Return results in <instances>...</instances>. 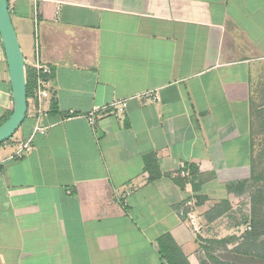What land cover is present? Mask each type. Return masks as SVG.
Wrapping results in <instances>:
<instances>
[{"label":"crops","instance_id":"0c3cea01","mask_svg":"<svg viewBox=\"0 0 264 264\" xmlns=\"http://www.w3.org/2000/svg\"><path fill=\"white\" fill-rule=\"evenodd\" d=\"M9 6L27 71L39 58L52 90L31 150L12 157L32 135L34 95L24 126L0 145V264H169L158 246L166 234L189 264L258 262L243 224L248 195L226 186L264 168V0ZM115 100H128L124 115L89 124ZM12 112L0 38V125ZM192 168L197 176H176ZM188 199L198 235L182 215ZM222 201L228 211L212 213Z\"/></svg>","mask_w":264,"mask_h":264},{"label":"trees","instance_id":"16d2710c","mask_svg":"<svg viewBox=\"0 0 264 264\" xmlns=\"http://www.w3.org/2000/svg\"><path fill=\"white\" fill-rule=\"evenodd\" d=\"M35 72V71H34ZM31 71L26 72V78H27V94H28V112L26 119L29 117V112L32 111L33 105L31 104L34 90H35V82H36V73L31 74ZM10 141V140H8ZM6 141V142H8ZM5 142V143H6ZM3 143V144H5ZM1 144V145H3ZM259 158L264 157V153L261 152L258 154ZM149 161L147 162L148 165ZM151 164V163H150ZM153 165V164H152ZM263 170L256 173V169L253 170L252 178L248 181L243 182H237V183H230L226 186L227 191L229 193H235V194H242L246 193L248 189L253 187L254 183L258 184L259 182L264 183V168ZM188 170V169H186ZM199 173V170L196 168L190 169L189 176L195 177ZM160 174L154 175L155 177L159 176ZM186 180H181L177 182L184 187ZM264 185V184H263ZM194 190L198 192L200 190V185H194ZM198 203L205 200L204 197L197 198ZM230 208V203L228 201H222L219 205L213 208L211 211L212 213H216L217 215H222L225 212L228 211ZM243 224H249L252 227V230L247 233V241H250V248L249 252L251 255L253 252L256 254V258L258 259V262L256 260H249L247 258L245 261V264H264V242H261L258 246H256L257 239L264 234V186L263 187H256L254 189V192H252L251 195V213L249 216V219L246 218V220L243 222ZM228 240H220V241H213L210 242L212 244L216 245H226ZM158 246L160 253L162 257L169 263V264H189L187 257L185 256L184 252L181 250V248L176 244L174 239L170 234L163 235L159 241ZM248 254V253H247ZM212 258L213 262L205 261L202 264H236L228 261H222L217 258Z\"/></svg>","mask_w":264,"mask_h":264},{"label":"built area","instance_id":"2783aa9c","mask_svg":"<svg viewBox=\"0 0 264 264\" xmlns=\"http://www.w3.org/2000/svg\"><path fill=\"white\" fill-rule=\"evenodd\" d=\"M33 70L36 73V87L34 90V97L36 100V107L32 112V118L34 120V128L32 135L23 143L19 145L16 152L12 157L22 158L27 152L31 150L32 139L36 134L44 135L48 127L42 124V120L48 116L49 109L48 103L51 98L52 90V70L51 68L42 63L39 58L32 65ZM151 93H147L144 97L148 98ZM128 107V100H115L109 105L102 107H95L87 116V120L90 125L94 126L102 118L108 115L122 116L126 113ZM189 170H182L176 176L189 177ZM195 201L188 199L185 203V209L182 211L185 221L190 225L192 232L195 235L201 233L202 227L198 223V216L195 210ZM251 228H248L250 230Z\"/></svg>","mask_w":264,"mask_h":264},{"label":"water","instance_id":"95a60500","mask_svg":"<svg viewBox=\"0 0 264 264\" xmlns=\"http://www.w3.org/2000/svg\"><path fill=\"white\" fill-rule=\"evenodd\" d=\"M0 38L5 51L13 97V112L0 125V145L11 139L26 120L28 94L24 54L14 27L9 0H0Z\"/></svg>","mask_w":264,"mask_h":264},{"label":"rangeland","instance_id":"374dc122","mask_svg":"<svg viewBox=\"0 0 264 264\" xmlns=\"http://www.w3.org/2000/svg\"><path fill=\"white\" fill-rule=\"evenodd\" d=\"M26 72H27V68H26ZM262 170L263 169L256 170V173H258ZM263 184H264L263 182H259L258 184L254 183V186L263 187L264 186ZM251 186H252V188L251 189L249 188L248 191L246 192V195H248L247 200L241 201V204H243L242 208L245 209L246 213L251 211V195H252V192H254V189L256 188V187H253V184ZM238 204H240V203H238ZM248 219H249V216H248ZM225 256L223 255L222 259L231 261V258H228V257L226 258ZM218 259H219V257H218Z\"/></svg>","mask_w":264,"mask_h":264}]
</instances>
